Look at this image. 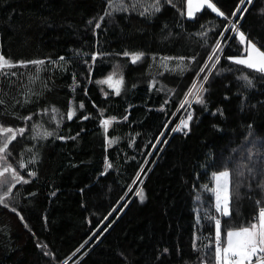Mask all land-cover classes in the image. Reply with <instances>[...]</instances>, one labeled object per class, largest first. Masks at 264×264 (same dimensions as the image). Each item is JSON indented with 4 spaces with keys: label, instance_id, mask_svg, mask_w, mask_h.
I'll return each mask as SVG.
<instances>
[{
    "label": "trees",
    "instance_id": "1",
    "mask_svg": "<svg viewBox=\"0 0 264 264\" xmlns=\"http://www.w3.org/2000/svg\"><path fill=\"white\" fill-rule=\"evenodd\" d=\"M132 2L112 11L108 0H0V54L9 62L0 68V127L16 132L9 162L28 181L8 185L0 203V264H215V219L224 241L264 207V74L227 59L245 45L211 9L189 19L186 0H161L160 12L141 16ZM212 2L233 21L237 7L247 9L238 27L264 45V0ZM217 41L223 51L204 104L190 101L180 117ZM92 53L102 55L93 62ZM181 57L185 72L160 69ZM116 65L119 95L97 83ZM245 74L252 86L238 79ZM189 112V128L173 132ZM111 117L105 131L100 121ZM225 168L227 216L210 191L212 173Z\"/></svg>",
    "mask_w": 264,
    "mask_h": 264
},
{
    "label": "snow or ice",
    "instance_id": "2",
    "mask_svg": "<svg viewBox=\"0 0 264 264\" xmlns=\"http://www.w3.org/2000/svg\"><path fill=\"white\" fill-rule=\"evenodd\" d=\"M241 4L245 3V0H240ZM248 3H251V0H247ZM166 3L171 4L172 0H166ZM137 4H140L143 7V11L140 12L141 16H145L146 14L158 13L161 11V0H152L150 6H144L140 0H133L131 6L135 8ZM109 8L112 11H127L128 5H126L125 0H119V3H114V0H108ZM187 5V16L193 17L196 13L200 12L201 9L205 7L207 9H211L212 12L217 13L219 16L224 17L225 21L228 24L225 26V31L231 29V31L238 34L239 43L241 45H245L244 54L243 55H234L228 56L227 59L229 61L235 62L237 65L246 66L247 69L254 70L255 72L264 74V51L261 48H264V45L260 47L257 46V43L252 42L247 38L243 31H240L238 24L239 20L243 19V11L247 9H241L237 7V11L231 13L232 17L237 16V12H240L241 15L239 19L233 21L225 14L224 11H221L220 7L217 6V3L212 2V0H186ZM112 11H106L105 16L111 15ZM183 15V13H182ZM105 17H100L103 20ZM92 23V21H89ZM96 27L99 28L100 24L97 23ZM221 36L224 35L223 32L220 33ZM220 42L217 41L215 48L212 50V54L208 56V60H215L216 62L220 61V55L218 52H222ZM101 53H92L91 59L93 62L96 61L98 56H101ZM124 56H128V52L123 53ZM144 55L143 52L133 53L132 54V62L140 60V58ZM64 60V57L60 58ZM172 59V58H166ZM181 60L184 58L181 57ZM9 62L5 59V57L0 54V68H3ZM21 64L25 63L23 61L19 62ZM28 63L32 64H43L42 60H35ZM11 66V65H10ZM207 67V62L205 64ZM205 67H201L199 72L203 73L205 71ZM212 68H216V63H213ZM115 69H119V65L115 66ZM116 70L112 74H109L105 79L101 81H97L100 84H107L109 88L114 89L116 94L119 95L121 91V87L124 83L123 75L121 74L119 78L116 77ZM210 71V70H209ZM199 75V73H197ZM238 79H243L249 86H252V80L245 74ZM203 82L193 83L192 88L189 89V95H191L197 104H204L203 93L207 91L204 87V82L209 80V75H204L202 78ZM107 95V93H105ZM186 103L189 107H191V102L186 100ZM183 107V105H181ZM80 108H83L84 105L81 103L79 105ZM75 115V112L70 110L67 113V118L69 120ZM84 119H88V117H83ZM26 120L31 119V117H26ZM115 117L102 119L100 121L101 125L104 127L105 131H107L109 125L112 120H115ZM125 120L127 117L124 118ZM192 120V113L189 112L187 115V119H181L180 126L172 129L173 132L181 131L182 129L189 128V121ZM25 131L24 128L19 129V133L23 134ZM0 133H7V137L0 141V189H6L2 194H0V203L4 202L6 196H8L12 192V187H8V185L15 186L16 183L28 181L24 180V177L20 175L17 171V168L13 166L12 163L9 162L11 158V152L9 151V144L11 141L16 139V132L11 127H0ZM52 132H45L44 136H51ZM163 135V133H161ZM60 139H64V137H59ZM159 143V140L157 141ZM167 143V141H165ZM38 157L33 156L29 163H34ZM20 168H25L26 165L23 162L19 163ZM6 174H9L6 176ZM28 175L35 176V172H29ZM212 176L215 181V186L211 188V192L215 194V209L217 212L221 213L224 216L229 214V184H230V171L225 168L222 171H214ZM206 187V186H205ZM55 195V193H53ZM137 195H139L141 201L144 199L143 190L141 189ZM199 199V197H198ZM15 211V209H13ZM206 218L213 219L210 215L206 214ZM195 246V245H194ZM207 247V246H206ZM165 252L168 250L165 249ZM215 264H264V207L259 209L258 219L256 222L251 223L248 226H241L238 228L230 229L226 233V240L222 241L221 239V220L215 219Z\"/></svg>",
    "mask_w": 264,
    "mask_h": 264
},
{
    "label": "rangeland",
    "instance_id": "3",
    "mask_svg": "<svg viewBox=\"0 0 264 264\" xmlns=\"http://www.w3.org/2000/svg\"><path fill=\"white\" fill-rule=\"evenodd\" d=\"M185 8H186V12H185V15H186V17L187 18H189V19H192L193 17H188L187 16V5L185 6ZM206 8V7H205ZM202 10V9H201ZM160 69L161 70H167V72H177V71H181V72H185L186 70H188L189 69V65H184V62H183V60H180L179 61V63H176V62H171V61H169V63H168V65H166V66H162V67H160ZM116 70V69H115ZM114 72V71H113ZM112 72V73H113ZM111 73V74H112ZM122 73H121V71H119V69L118 70H116V77H114V78H119V76L121 75ZM199 84V82H197V85ZM123 85H124V83H123ZM123 85H122V87H121V89L123 88ZM105 86H108L107 84H105ZM114 90V89H113ZM215 186V181H214V178H213V176H212V187H214ZM214 197H215V194H214ZM260 209V208H259Z\"/></svg>",
    "mask_w": 264,
    "mask_h": 264
},
{
    "label": "built area",
    "instance_id": "4",
    "mask_svg": "<svg viewBox=\"0 0 264 264\" xmlns=\"http://www.w3.org/2000/svg\"><path fill=\"white\" fill-rule=\"evenodd\" d=\"M220 45H221V42H220ZM216 46V45H215ZM215 48V47H214ZM220 52H218L217 54H219ZM212 54V53H211ZM206 62H207V67H205V64H206ZM206 62H205V64L203 65V67H205V71L203 72V73H199V75L201 74V75H209L210 74V72L212 71V70H214V68H212L211 66H212V64L213 63H216V61L215 60H212V61H209L208 60V58H207V60H206ZM210 70V71H209ZM198 75V76H199ZM198 76H197V78L193 81V83H196L197 84V82H198ZM193 83L191 84V86L189 87V89H191L192 88V85H193ZM199 83H201V80H200V82ZM189 89L186 91V95H185V97L181 100V103H180V105H179V107H178V110L180 109V110H182V108H183V110H182V114H181V116L180 117H182L183 116V113L185 112V110L186 109H188V104L186 103V100L187 101H192V100H194V98L191 96V95H189ZM181 105H183V107L181 106Z\"/></svg>",
    "mask_w": 264,
    "mask_h": 264
},
{
    "label": "bare ground",
    "instance_id": "5",
    "mask_svg": "<svg viewBox=\"0 0 264 264\" xmlns=\"http://www.w3.org/2000/svg\"><path fill=\"white\" fill-rule=\"evenodd\" d=\"M234 21H235V20H234ZM171 62H172V61H171ZM207 88H208V87H207ZM173 106H174V105H173ZM169 128H170V127H169ZM169 128H168V129H169Z\"/></svg>",
    "mask_w": 264,
    "mask_h": 264
},
{
    "label": "crops",
    "instance_id": "6",
    "mask_svg": "<svg viewBox=\"0 0 264 264\" xmlns=\"http://www.w3.org/2000/svg\"><path fill=\"white\" fill-rule=\"evenodd\" d=\"M257 219H258V216H257ZM257 221V220H256Z\"/></svg>",
    "mask_w": 264,
    "mask_h": 264
}]
</instances>
